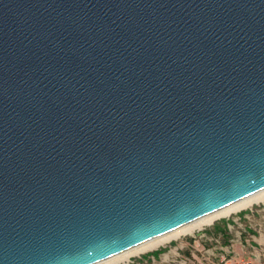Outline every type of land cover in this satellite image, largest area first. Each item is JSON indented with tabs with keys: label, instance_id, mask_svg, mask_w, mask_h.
<instances>
[{
	"label": "water",
	"instance_id": "water-1",
	"mask_svg": "<svg viewBox=\"0 0 264 264\" xmlns=\"http://www.w3.org/2000/svg\"><path fill=\"white\" fill-rule=\"evenodd\" d=\"M264 189V0H0V264H95Z\"/></svg>",
	"mask_w": 264,
	"mask_h": 264
},
{
	"label": "rangeland",
	"instance_id": "rangeland-1",
	"mask_svg": "<svg viewBox=\"0 0 264 264\" xmlns=\"http://www.w3.org/2000/svg\"><path fill=\"white\" fill-rule=\"evenodd\" d=\"M219 223H229L230 225L228 228L229 232L227 233V239L224 243V245L226 244L227 246H230L225 251L227 258H232V261L235 264L247 261L251 264H264V201L258 204H253L245 210L232 213L229 217L217 218L212 224L203 225L200 229L194 230L185 235H180L175 238V240L165 243L154 250H148L145 253L132 256L128 260L133 261L137 259L139 261V256L146 258L147 256L158 252L162 258H165V260L161 263L156 261L153 264H183L182 260L185 258L184 252L192 251L193 254L201 260L199 263L194 262L192 264H207L211 261H216L218 259V256H216L217 250L214 248L215 246L217 247L216 244L213 243L210 246L213 247L211 253H204L202 257L199 256L200 254L197 255V249H199V246L187 248L184 244L190 238L193 239L194 236H197L198 233L210 230ZM219 241L221 243V239H219ZM213 254L216 256L215 258ZM157 258L158 257H156L155 260H157ZM126 262L127 261L118 264ZM140 262V264H144L142 263L144 261L140 260ZM147 264L151 263L147 262Z\"/></svg>",
	"mask_w": 264,
	"mask_h": 264
},
{
	"label": "bare ground",
	"instance_id": "bare-ground-1",
	"mask_svg": "<svg viewBox=\"0 0 264 264\" xmlns=\"http://www.w3.org/2000/svg\"><path fill=\"white\" fill-rule=\"evenodd\" d=\"M262 201H264V189H260V191L245 196L243 199L237 200L229 205H226L225 207L217 209L216 211L205 214L203 217L192 220L188 224L177 227L174 230L162 233L159 236L146 240V242L134 245L129 249L119 252L117 255L106 258L103 261L95 264H118L125 262L132 256L145 253L148 250H154L165 243L175 240V238L180 235H185L189 232L200 229L203 227V225L212 224L215 222V220H217V218L229 217L232 215V213L245 210L251 205L258 204Z\"/></svg>",
	"mask_w": 264,
	"mask_h": 264
},
{
	"label": "crops",
	"instance_id": "crops-1",
	"mask_svg": "<svg viewBox=\"0 0 264 264\" xmlns=\"http://www.w3.org/2000/svg\"><path fill=\"white\" fill-rule=\"evenodd\" d=\"M230 225L229 223H219L218 225L214 226L212 229L210 230H205L203 232V236L204 239L203 241L201 240H195L190 238L189 240H187L185 242V246H187V248L191 247L194 248L195 246H199L197 249L198 253L197 255H199L200 257H202L205 254L211 253L213 251V247H210L213 243L217 245V247L215 246V250H217V254L216 256H219L220 253L225 252L226 249L230 246H227L225 243V240L227 239V233L229 232V228ZM219 239H221V243L219 241ZM214 255V254H213ZM214 255V258L216 257ZM157 260H155V262L157 261L158 263L163 262L165 260V258H162L161 255L159 254ZM161 257V258H160ZM184 257L189 260V264L190 263H194L197 262L199 263L200 258L196 257L192 251L190 252H184ZM197 259V260H196Z\"/></svg>",
	"mask_w": 264,
	"mask_h": 264
},
{
	"label": "built area",
	"instance_id": "built-area-1",
	"mask_svg": "<svg viewBox=\"0 0 264 264\" xmlns=\"http://www.w3.org/2000/svg\"><path fill=\"white\" fill-rule=\"evenodd\" d=\"M203 232L198 233V235L194 236L193 239H195L197 241L198 240H200V241L202 240L203 241V239L205 237V236H203ZM138 258H139V261L137 259H136L137 261L136 260H133V261L127 260V262L123 263V264H140L141 263L140 260L144 261V262H142L144 264H147V262H150L151 264H153V263H155L156 256L151 254V255L147 256L146 258L140 257V256ZM182 263L183 264H189V260L184 258L182 260ZM190 264H192V263H190ZM207 264H235V263L232 261V258H230V257L227 258L225 252H222V253L219 254L218 259L216 261H211V262H209ZM239 264H251V263H249L247 261V262H239Z\"/></svg>",
	"mask_w": 264,
	"mask_h": 264
},
{
	"label": "trees",
	"instance_id": "trees-1",
	"mask_svg": "<svg viewBox=\"0 0 264 264\" xmlns=\"http://www.w3.org/2000/svg\"><path fill=\"white\" fill-rule=\"evenodd\" d=\"M158 254H159L158 252L153 253V255H158Z\"/></svg>",
	"mask_w": 264,
	"mask_h": 264
}]
</instances>
